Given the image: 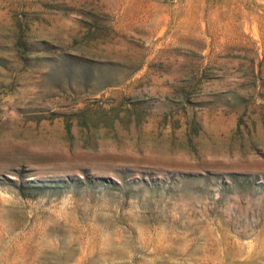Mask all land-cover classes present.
Listing matches in <instances>:
<instances>
[{"label":"rangeland","instance_id":"obj_1","mask_svg":"<svg viewBox=\"0 0 264 264\" xmlns=\"http://www.w3.org/2000/svg\"><path fill=\"white\" fill-rule=\"evenodd\" d=\"M0 264H264V0H0Z\"/></svg>","mask_w":264,"mask_h":264}]
</instances>
